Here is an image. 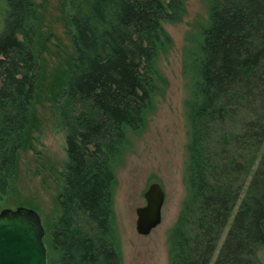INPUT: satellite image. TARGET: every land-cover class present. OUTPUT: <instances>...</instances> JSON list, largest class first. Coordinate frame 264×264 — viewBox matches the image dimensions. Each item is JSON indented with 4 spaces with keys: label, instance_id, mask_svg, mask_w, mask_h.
<instances>
[{
    "label": "trees",
    "instance_id": "obj_1",
    "mask_svg": "<svg viewBox=\"0 0 264 264\" xmlns=\"http://www.w3.org/2000/svg\"><path fill=\"white\" fill-rule=\"evenodd\" d=\"M187 0H65L74 54L54 99L66 135L49 264H122L116 166L168 81L164 22ZM53 33L36 0H0V201L32 142ZM184 72L186 195L167 232L169 264H263L264 0H211ZM232 219V221H231ZM231 221V222H230Z\"/></svg>",
    "mask_w": 264,
    "mask_h": 264
},
{
    "label": "rangeland",
    "instance_id": "obj_2",
    "mask_svg": "<svg viewBox=\"0 0 264 264\" xmlns=\"http://www.w3.org/2000/svg\"><path fill=\"white\" fill-rule=\"evenodd\" d=\"M36 2L41 8L45 32L54 34L53 43L46 59L43 86L34 104L36 120L32 142L19 153L12 191L0 201V211L31 208L41 216L44 226H50L60 212V176L67 159L66 135L55 114L54 99L74 47L68 36L65 0ZM210 7L211 0H187L181 21L164 22L173 46L160 56L158 64L168 84L164 93L156 97L155 108L148 114L144 129L130 133L131 144L116 166L114 210L122 264H169L167 232L174 225L186 195L183 183L188 140L185 100L190 88L184 65L189 49L200 38L201 27L209 19ZM153 182L160 183L165 191L163 219L149 235H140L136 229V210L146 204L144 194ZM229 227L230 224L211 264ZM259 256L264 264V250Z\"/></svg>",
    "mask_w": 264,
    "mask_h": 264
},
{
    "label": "water",
    "instance_id": "obj_3",
    "mask_svg": "<svg viewBox=\"0 0 264 264\" xmlns=\"http://www.w3.org/2000/svg\"><path fill=\"white\" fill-rule=\"evenodd\" d=\"M138 207L136 229L149 235L162 223L165 191L158 182L146 190ZM46 230L37 211L26 207L0 211V264H49Z\"/></svg>",
    "mask_w": 264,
    "mask_h": 264
}]
</instances>
